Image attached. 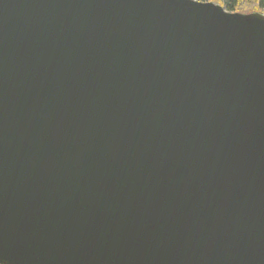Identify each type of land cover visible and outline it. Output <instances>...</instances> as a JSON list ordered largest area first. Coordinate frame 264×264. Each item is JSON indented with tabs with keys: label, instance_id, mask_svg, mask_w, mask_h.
Returning <instances> with one entry per match:
<instances>
[{
	"label": "water",
	"instance_id": "95a60500",
	"mask_svg": "<svg viewBox=\"0 0 264 264\" xmlns=\"http://www.w3.org/2000/svg\"><path fill=\"white\" fill-rule=\"evenodd\" d=\"M0 264H264V14L0 0Z\"/></svg>",
	"mask_w": 264,
	"mask_h": 264
},
{
	"label": "trees",
	"instance_id": "16d2710c",
	"mask_svg": "<svg viewBox=\"0 0 264 264\" xmlns=\"http://www.w3.org/2000/svg\"><path fill=\"white\" fill-rule=\"evenodd\" d=\"M200 2H211L222 6L231 13L264 14V0H197Z\"/></svg>",
	"mask_w": 264,
	"mask_h": 264
}]
</instances>
